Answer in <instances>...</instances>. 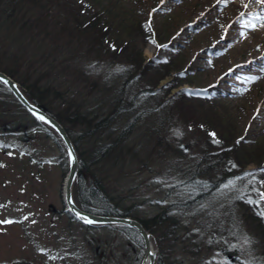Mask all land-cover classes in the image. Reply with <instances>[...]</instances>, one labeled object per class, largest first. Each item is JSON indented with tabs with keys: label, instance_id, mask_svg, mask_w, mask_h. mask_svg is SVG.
<instances>
[{
	"label": "rangeland",
	"instance_id": "rangeland-1",
	"mask_svg": "<svg viewBox=\"0 0 264 264\" xmlns=\"http://www.w3.org/2000/svg\"><path fill=\"white\" fill-rule=\"evenodd\" d=\"M86 1L93 6L95 4L96 9L102 8L99 3L105 5L109 2L114 14L124 10L131 14L133 22L137 20L144 25H149V19L153 17L152 24L154 31L158 30V35H147L148 29L144 27L145 35L137 37L135 47L137 54L142 50L141 57L145 62L162 53L159 50L160 32L163 35L160 36L161 41H169L172 36H177L173 42L174 51L178 50L182 54L185 52L190 62L195 59L196 63L192 66L199 73V83L184 82L180 88L209 85L218 81L221 76L219 83L222 89L230 90L236 96L225 102L226 109L218 107L216 114H213V109L211 111L207 107L198 106L194 113H191V108H185V114L177 107L178 117L167 110L146 115L136 125L128 140L132 145V153L122 158V165L111 164L110 168L101 165L98 170L96 168L99 178L105 179L109 193L120 202L122 211L130 209L131 216L144 219L150 224L155 246L159 255H164L166 264H246L249 261L264 264L263 250L251 231L245 230L238 237L235 235L228 238L216 234L207 225H199L201 218L208 216L207 218L214 219L216 215L221 216L226 201L232 203L239 197L247 200L253 192L257 196V191L253 189L260 192L259 189L264 185L260 184L256 175L243 180L230 178L224 184L229 187L223 186L222 193L209 198L205 202L206 207L203 205L202 208H180L177 204L191 197L181 187L169 193V188L181 180L176 174L178 171L172 159L173 154L169 153L170 147L180 138L189 143L194 137L191 125L184 122L185 115H190L193 122H197V117H194L196 115L201 117L200 121L205 120L207 125L208 122L220 125L215 117L219 118L222 113L232 119L228 122V119L223 118L226 128L228 126L234 129L235 134L241 132V136L248 134L253 137L254 133L264 127V3L257 0H227V3H217V0H164V4L160 6L163 0ZM6 2L0 0L1 6L6 7ZM116 2L117 5L114 6L113 3ZM235 2H239V5ZM31 3L27 0L25 5L29 6ZM75 4L78 9L83 5L82 0H75ZM64 10L62 7L61 11ZM49 12L53 17L58 14V9H51ZM241 13L244 15L241 16ZM250 24L256 26L255 31L250 26L246 27ZM5 30L3 29L1 35L7 37ZM115 30L109 31L105 43L109 41L110 44V40L115 39L114 35L119 34ZM70 36L72 35L69 32H54L48 38L38 36L28 43L37 47L33 62L40 74L47 73L45 61L50 62L53 58L48 56L45 59L46 54L53 51L52 43H73ZM123 37L127 42L129 33ZM145 37L148 38L146 41ZM82 38L85 44L83 49H89L90 41L86 35ZM24 40L23 37L21 41ZM212 45L219 47L220 53L219 50L207 48ZM110 46L104 54L99 55L93 51L85 54V60L78 57L80 61L74 68L82 67L80 65L84 62L85 66L93 67L90 69L105 75L125 73L132 63L125 57L122 59V53L117 54L115 43ZM223 48L227 50L220 55ZM67 50V58H72L74 49ZM54 52L56 54L59 51ZM166 54L169 55L167 52ZM137 58H140L139 55ZM1 67L13 66L2 62ZM159 67L162 69L163 64ZM200 67L205 70L200 71ZM27 68L23 65L20 72L25 73ZM230 69L232 71L224 76V72ZM174 71L177 70L174 68ZM73 74H76L75 71L69 70L68 77H65L71 79ZM161 74V70L156 71L155 78H159ZM229 76L239 78H231L226 83L225 79ZM172 77L164 78L161 84ZM251 77L259 79L252 81ZM0 101V221H13L0 224V264H141L144 256L143 243L137 236H132L128 229L115 225H84L66 213L63 200V186L69 162L66 150L52 130L35 123L34 117L14 102L10 91L2 84ZM146 104L145 108H148L156 102L150 101ZM256 108L259 112H256ZM207 116L209 120L204 118ZM120 119L126 121L128 118L120 117L117 121ZM23 122L28 126L27 132L18 130L17 125ZM115 125L114 128H118L115 132L117 135L122 124ZM220 127L219 131L222 133ZM74 130L78 134L79 128ZM260 136L263 149L254 152V158L264 156V132ZM134 151L138 155L134 156ZM255 165L250 163L248 168L252 169ZM239 166L236 164L235 167ZM163 212L167 214V219L162 225H158L156 221L159 220L155 219ZM171 217L186 223L185 226L172 223ZM244 236L252 239L250 246L244 243ZM225 249L230 251L227 255L223 252Z\"/></svg>",
	"mask_w": 264,
	"mask_h": 264
},
{
	"label": "trees",
	"instance_id": "trees-1",
	"mask_svg": "<svg viewBox=\"0 0 264 264\" xmlns=\"http://www.w3.org/2000/svg\"><path fill=\"white\" fill-rule=\"evenodd\" d=\"M6 1V7L0 4V65L2 62H7L13 67H1L0 70L15 79L31 101L63 123L70 133L80 156V171L75 183L74 196L77 204L84 210L104 215L131 216L130 209L122 211L120 202L116 201V198L109 193L105 179L99 178L96 168L98 170L101 165L107 168H110L111 164L112 166L122 165V158L132 153V145L128 143V140H130L136 125L146 115L167 110L177 116L178 109L185 114V108H191V113H194L198 106L207 107L209 110L213 109V114H216L219 111L218 107L226 109L225 102H229V98L236 97L230 90L222 89L221 83H219V80L222 79L221 76L211 86L180 88L184 82L199 83L197 81L199 73H196L192 66L193 63H196L195 59L190 62L186 58L185 52L183 55L178 50L174 51L173 42L177 36H172L169 41L167 39L161 41L160 36L163 35L160 32L159 50L162 53H158L147 62L141 57L142 50L138 54L135 53L137 37L145 35L144 27L148 29L147 35L152 33L158 35V30L154 31L152 24L153 17L149 19V25L140 24L137 20L133 22L131 14L124 10H120L119 14H114L113 7L109 5V2H106L105 5L99 3L102 8L96 9L95 4L93 6L88 1L82 0L83 5H80V9H78L75 0H29L32 2L29 6L25 5L27 0ZM113 4L116 6L117 2ZM55 6H60V8ZM62 7L65 9L64 12L61 11ZM154 8H152L153 11ZM51 9H58L57 17L55 15L52 17L49 12ZM152 12L151 14H153ZM115 25L118 27L116 28ZM5 26L6 28H4ZM3 29H6L8 38L1 35ZM111 29H116L115 32L119 34L114 35L115 39L110 40V44L115 43L114 49L117 50V54L122 53V59L125 57L132 63L124 71L125 73L105 75L103 72L90 69L93 67L85 66L84 62L80 65L82 67L74 68V65H78L80 58L83 60L87 58L85 54L95 51L101 55L108 52V46H111L109 41L107 43L104 41L109 36ZM54 32L59 34L69 32L72 35L70 41L73 43L53 42V51L46 54L45 57L46 59L48 56H53L50 62L45 61L47 73L40 74L37 65L33 62L34 50L37 47L34 46L35 44L28 43L38 36L48 38ZM127 32L129 39L126 42L123 36ZM84 35L90 41L89 49H83L85 44L82 37ZM23 37L25 40L21 41ZM147 39L145 37V41ZM26 43L28 45H25ZM70 48L74 49L75 54L72 58H67V49ZM207 48L219 50V47L215 48L214 45ZM54 50L59 52L55 54ZM226 50L227 48H223L220 55ZM166 52L169 54L168 56ZM107 55H103V57ZM137 55H139V59ZM205 57L211 59L209 56ZM200 58L204 57L200 56ZM73 60L75 61L73 62ZM11 63H20V65L16 66ZM161 64H163L162 69L159 67ZM23 65L28 67L25 73L20 72ZM174 68L177 71H174ZM69 70L70 72L74 70L76 73L71 79L67 78ZM158 70H161L162 74L159 78H155V72ZM201 70H205V68H201ZM224 73H226L225 76L230 71L227 70ZM52 76L53 78H51ZM168 76L173 77L159 86L160 81ZM231 78L239 77L229 76L225 79L226 83L230 82ZM177 88L180 89L173 92ZM189 93L199 94L190 95ZM11 96L14 102L26 111L12 94ZM150 101H154L156 104L145 108L146 103ZM256 110L259 111L257 108ZM120 117L128 119L126 121L120 119L118 122ZM194 117H197L195 118L197 122H193L190 115H185L183 118L184 122L190 124L193 129L191 133L194 137L191 142L185 143L183 138H180L170 147V151L168 149L169 153L173 154L172 159H174V165L176 164L175 167L178 171L176 174L181 179L169 188V193L181 187L183 192L191 196L188 200L177 204L180 208L189 210L196 207L202 208V205L206 207L205 202L209 198L219 196L224 189V184L230 178L243 180L250 177L246 175L247 173H254L260 184L264 185V156L254 158V152L263 149L260 134L264 132V127L254 133L253 137L248 134L241 136V132L239 133L237 129L236 132L239 134H235L234 129L228 126L229 129L226 128L222 120L223 118L228 119V117L222 113L219 118L215 117L220 121V125L210 122L207 125L205 120L200 121V116L194 115ZM208 117L204 118L209 120ZM33 121L43 128H48L35 118ZM231 121L232 119L229 117L228 122ZM117 123L122 126L116 135L115 132L118 128H114V126ZM17 126L18 130L23 129L24 132L28 130V126L24 122ZM219 126H221L222 133L219 131ZM77 128H79L78 134L74 130ZM212 132L216 133L215 140L220 143L214 142V138L210 135ZM53 134L56 136L54 132ZM114 135L117 137L114 138ZM238 140H240L239 144ZM61 146L64 148L62 143ZM133 155H138L137 151H134ZM250 163H255V167L249 169ZM236 164L240 166L235 167ZM259 190L264 192V187L261 186ZM253 194L251 199L257 200L258 195L254 196ZM245 199L239 197L232 203L226 201L221 216L216 215L214 219L207 218L208 216L201 218L199 225H207L215 230L216 234L228 238L235 235L238 237L245 230L251 231L257 237L264 256V218L257 214L261 209H264V201H261L257 206L249 204L247 202L249 198ZM131 217L139 219L151 231L150 224L146 220L135 216ZM166 219L167 214L163 212L155 219L159 220L156 221V224L162 225ZM170 221H173L172 223L177 226L186 224L173 217L170 218ZM123 228L140 237L131 228ZM223 252L227 255L230 251L225 249ZM163 258L164 255L160 254L158 264H166Z\"/></svg>",
	"mask_w": 264,
	"mask_h": 264
},
{
	"label": "water",
	"instance_id": "water-1",
	"mask_svg": "<svg viewBox=\"0 0 264 264\" xmlns=\"http://www.w3.org/2000/svg\"><path fill=\"white\" fill-rule=\"evenodd\" d=\"M0 77L9 81L7 85H4L39 122L51 128L59 136L62 143L66 147L69 157V168L64 182L63 199L69 213L83 223L85 222L80 217H86L95 221V223L87 225H120L132 228L138 232L143 239L145 253L141 264H157L158 249L154 244L153 235L139 220L128 216L95 214L85 211L77 205L73 195V188L79 173V154L66 127L47 111L30 101L17 81H15L11 76L0 70ZM41 116L44 117L43 120L39 118ZM69 153H71V155H69ZM77 213H79V216Z\"/></svg>",
	"mask_w": 264,
	"mask_h": 264
},
{
	"label": "snow or ice",
	"instance_id": "snow-or-ice-1",
	"mask_svg": "<svg viewBox=\"0 0 264 264\" xmlns=\"http://www.w3.org/2000/svg\"><path fill=\"white\" fill-rule=\"evenodd\" d=\"M221 2H224V3H227V0H217V3H221ZM257 2H260V3H264V0H257ZM244 7L246 8L247 5H244ZM244 13H241V16H243ZM252 27V29L255 31L256 30V26L255 25H246V27ZM257 79H259V77H251V80L252 81H256ZM0 82H2L3 84L7 85L9 83V81L3 77H0ZM190 95H197L199 93H189ZM41 120L44 119L43 116L39 117ZM210 135L214 138V142L215 143H220L218 140H215V133H210ZM243 139V138H241ZM237 143L239 144L240 143V140L237 141ZM69 155H71V153H69ZM246 175L248 176H254L255 174L254 173H247ZM225 188H228L229 185H225L224 186ZM254 191H257L258 193V199L257 200H252L251 198L248 199V203L249 204H255V205H259V203L261 201H264V192H259L258 190L256 189H253ZM202 207H204L202 205ZM259 216H261L262 218H264V209H261L258 213H257ZM77 215L79 216V213H77ZM86 224H93L95 223V221L91 220V219H88L86 217H80ZM25 219H27V217H25ZM5 223H13V221H10V220H3V221H0V224H5ZM244 239V243L245 244H248L249 246L253 243L252 239L250 237H247V236H244L243 237ZM211 242V241H210ZM246 264H258V262L256 261H249V262H246Z\"/></svg>",
	"mask_w": 264,
	"mask_h": 264
},
{
	"label": "flooded vegetation",
	"instance_id": "flooded-vegetation-1",
	"mask_svg": "<svg viewBox=\"0 0 264 264\" xmlns=\"http://www.w3.org/2000/svg\"><path fill=\"white\" fill-rule=\"evenodd\" d=\"M18 263H21V264H28L26 262H17V263H14V264H18Z\"/></svg>",
	"mask_w": 264,
	"mask_h": 264
},
{
	"label": "bare ground",
	"instance_id": "bare-ground-1",
	"mask_svg": "<svg viewBox=\"0 0 264 264\" xmlns=\"http://www.w3.org/2000/svg\"><path fill=\"white\" fill-rule=\"evenodd\" d=\"M237 1V0H236ZM236 5H239V2H235Z\"/></svg>",
	"mask_w": 264,
	"mask_h": 264
}]
</instances>
